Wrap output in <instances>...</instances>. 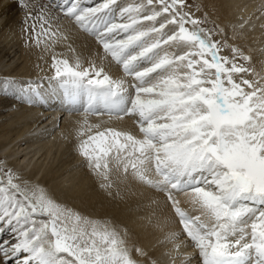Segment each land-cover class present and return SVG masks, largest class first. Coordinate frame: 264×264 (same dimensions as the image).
Instances as JSON below:
<instances>
[{"label": "snow or ice", "instance_id": "1", "mask_svg": "<svg viewBox=\"0 0 264 264\" xmlns=\"http://www.w3.org/2000/svg\"><path fill=\"white\" fill-rule=\"evenodd\" d=\"M19 2L37 47L69 42L75 53L66 19L102 50L87 65L80 55H53L49 77L84 115L76 150L100 187L117 198L134 179L163 193L182 233L166 239L177 251L178 239L190 241L185 264H264V68L226 36L215 39L207 14L197 18L191 9L200 5L188 0ZM104 61L128 79L114 78ZM9 92L27 103L46 99L38 84L10 77L0 81V93ZM89 116L134 118L139 135ZM0 237V264H158L126 227L68 207L6 161Z\"/></svg>", "mask_w": 264, "mask_h": 264}, {"label": "bare ground", "instance_id": "2", "mask_svg": "<svg viewBox=\"0 0 264 264\" xmlns=\"http://www.w3.org/2000/svg\"><path fill=\"white\" fill-rule=\"evenodd\" d=\"M26 2L39 7L47 0ZM192 2L200 5V11H194L197 17L202 14L204 18L207 14L208 23L218 36L222 39L226 36L230 44L241 47L257 70L264 68V0H188L189 4ZM25 11L19 0H0V81L8 77L22 83L31 81L40 86L46 99L27 103L13 93L9 97L0 93V160L9 161L13 168L21 171L20 174H28V178L45 185L68 207L93 218H112L126 227L133 242L145 249L158 264H185L192 254L188 246L190 242L185 238L178 239L177 251L176 245L166 239L170 232L181 236L182 233L164 194L134 179L119 186L120 197L117 198L102 189L75 149L76 128L84 115L63 107L59 102L60 94L50 85L49 77L53 74L51 50L58 55L68 52L70 61L80 55L87 65L89 59L99 62L97 53L103 56L100 46L68 20L62 19L61 25L71 31L70 42L75 53L65 50L68 47L65 43L69 42L57 43L50 49L43 44L37 47L35 41L29 39V33L24 31L32 23L31 20L25 23ZM245 20L248 23L240 29L239 25ZM107 70L114 78L123 77L122 70L115 63ZM88 119L92 123L102 121V127L139 135L130 117L118 120L89 116ZM64 157L62 164L54 166L55 160ZM180 199L182 208L191 212V205L184 197ZM192 264H198V261L193 259Z\"/></svg>", "mask_w": 264, "mask_h": 264}, {"label": "rangeland", "instance_id": "3", "mask_svg": "<svg viewBox=\"0 0 264 264\" xmlns=\"http://www.w3.org/2000/svg\"><path fill=\"white\" fill-rule=\"evenodd\" d=\"M192 5H195V4H193V2L191 3ZM191 11L194 13V11H195V7H193L192 9H191ZM196 17H197V15L196 14H194ZM202 14H200V16L198 15V17L197 18H203V16H201ZM204 27H206V28H208V29H213L214 30V38L215 39H218V40H223L220 36H218V33H217V31H215V29L212 27V25L211 24H209L208 22L205 24V26ZM67 46H68V43H65ZM65 50H69L68 49V47L67 48H65ZM50 53H53V55H58V53L57 52H54V51H52L51 50V52ZM49 53V54H50ZM70 54V53H69ZM72 54V53H71ZM70 54V55H71ZM222 54H225V55H228L229 53H228V50L227 49H225L224 50V52L222 53ZM51 55V54H50ZM52 55V56H53ZM69 55V56H70ZM58 56H60V54L58 55ZM62 56H64L65 58H68V52L65 54H62ZM105 63V65H106V67L109 69V66H107V64H106V61L104 62ZM52 70V69H51ZM53 75V74H52ZM126 79H128L127 77H126ZM11 95V92H9L8 93V97ZM132 120H133V122H134V118H131ZM135 124V123H134ZM136 125V124H135ZM57 127H59V125H57ZM56 127V128H57ZM59 129V128H58ZM76 149V148H75ZM69 151V150H68ZM69 154V153H68ZM69 156V155H68ZM67 156V157H68ZM64 159H66V157H64V158H60V159H57V160H55V165L54 166H58V165H60V164H62V162L64 161ZM83 159V158H82ZM81 159V160H82ZM0 161H4V160H0ZM6 162H9V161H6ZM53 162V161H52ZM81 162H83V163H85L84 162V160H82ZM9 166H11V163L9 162V163H7ZM12 167V166H11ZM13 168V167H12ZM16 172H18V173H21V171L19 170V169H15V168H13ZM21 175H23L24 177H26V178H28L29 176H27L28 174H21ZM2 238V237H1ZM0 238V239H1Z\"/></svg>", "mask_w": 264, "mask_h": 264}]
</instances>
